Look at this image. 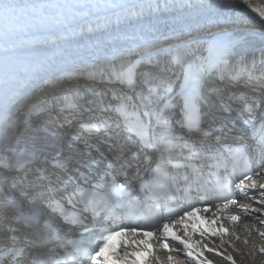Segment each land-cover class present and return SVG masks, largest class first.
<instances>
[{"label":"bare ground","instance_id":"bare-ground-1","mask_svg":"<svg viewBox=\"0 0 264 264\" xmlns=\"http://www.w3.org/2000/svg\"><path fill=\"white\" fill-rule=\"evenodd\" d=\"M36 1L41 0H0V7ZM260 12L264 0H150L82 27L1 44L0 120L9 141L5 153L30 147L72 162L88 154L82 145L86 123L106 125L107 135L122 134L117 123L149 125L167 99L171 104L166 111L176 114L169 119L173 131L180 127V106L173 101L188 83L205 110L216 112L212 121L221 127L211 141L229 138L233 125L256 137L264 130ZM19 107L26 109L24 115L30 109V115H41V109L46 116L55 115L31 127L28 119L15 118ZM88 112L83 125L78 116ZM103 112L113 116L106 121L100 117ZM0 160L8 167H0V182L15 186L11 174L16 168L5 154ZM19 180L17 189L26 183ZM252 181L255 187L247 189L256 198L241 205L237 220L228 212L210 214L214 233L191 238L189 248L197 260L178 251L173 261L162 256L164 263L264 264V170Z\"/></svg>","mask_w":264,"mask_h":264},{"label":"snow or ice","instance_id":"snow-or-ice-1","mask_svg":"<svg viewBox=\"0 0 264 264\" xmlns=\"http://www.w3.org/2000/svg\"><path fill=\"white\" fill-rule=\"evenodd\" d=\"M254 11H255V9H254ZM260 16L264 17V12H260ZM258 174L259 173H257V175ZM248 181H252V176L250 174H243L240 177L238 183H236L235 187L237 189H240L241 191H244V189L247 187H253L254 188L255 182L252 181V183L249 185L247 183ZM261 188H264V184L261 185ZM245 195L247 196V193H245ZM260 195L264 196V192H261ZM229 203H236V200L235 199H229ZM224 206L227 207V204H225ZM217 207H219V205H217ZM197 211H199V209H190V210L184 211L183 214L180 216L179 221H177V222H183L184 217H186V216H195ZM232 219L237 220L238 217L233 216ZM168 230H169V224H167V223L163 224V231H164L165 236H167ZM123 231H124V229H120L118 231L117 230H111V231L107 232V234L103 235L102 242H99L97 244V247L94 249V254H92L90 257L93 264H117V262L112 261L108 256H105V249L109 248L108 242L110 240H112L114 236L122 235ZM132 231H135V229H132ZM143 235L146 237H150L153 235V233L151 231H145L143 233ZM201 235H203V233H201ZM261 235L264 236V233H261ZM172 238L179 240V237L173 236ZM179 242L181 244H184L185 248L188 247V244L186 241L179 240ZM164 246L167 247V244H165ZM217 254H219V253H217ZM124 255H125V257H127L128 253H125ZM189 255H191V252H189ZM169 259H171V257H169ZM225 259L231 260L232 258L231 257H225ZM131 264H137V262L135 260H133L131 262ZM233 264H235L234 261H233Z\"/></svg>","mask_w":264,"mask_h":264},{"label":"rangeland","instance_id":"rangeland-1","mask_svg":"<svg viewBox=\"0 0 264 264\" xmlns=\"http://www.w3.org/2000/svg\"><path fill=\"white\" fill-rule=\"evenodd\" d=\"M247 38H249V36L247 37ZM252 40L253 39H256V40H259L260 38H258V37H256V36H253L252 38H251ZM23 107H19V109H17V111L15 112V117H16V119L18 120V121H20V120H25V119H28V121L29 122H31V127H36V126H39V125H37V123H38V119H42V117H38L37 115H35V114H33V115H30V114H28V112L24 115V112H25V110L26 109H23ZM45 115H46V113H45ZM83 115H85V117H88V116H91L90 115V112H88V113H84ZM113 116V114H109V116H108V114H107V117H112ZM24 117V118H23ZM84 117V118H85ZM101 118H105L106 119V121H108V119H107V117H106V112H103V114L100 116ZM74 121L76 120V119H73ZM84 120V119H83ZM59 123H61V121L62 122H64L63 121V119L61 118V120H57ZM73 121V122H74ZM85 121V120H84ZM99 121V120H98ZM122 123V122H121ZM64 124V123H63ZM73 123L71 122V123H69V125H68V129H69V126H71ZM120 123H117L116 125H119ZM65 125H67V124H65ZM104 125V124H103ZM105 126V128H108L106 125H104ZM33 130L35 131L36 130V128H33ZM70 131H72V126H71V130ZM107 131V130H106ZM105 131V132H106Z\"/></svg>","mask_w":264,"mask_h":264}]
</instances>
